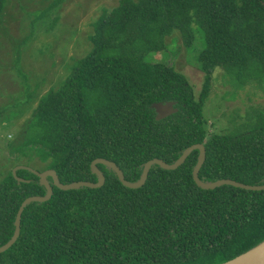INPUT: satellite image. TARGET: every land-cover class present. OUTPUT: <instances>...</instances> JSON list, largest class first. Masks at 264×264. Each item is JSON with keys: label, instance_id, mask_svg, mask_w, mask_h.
I'll use <instances>...</instances> for the list:
<instances>
[{"label": "trees", "instance_id": "1", "mask_svg": "<svg viewBox=\"0 0 264 264\" xmlns=\"http://www.w3.org/2000/svg\"><path fill=\"white\" fill-rule=\"evenodd\" d=\"M8 4L0 0V18ZM93 30L90 54L41 96L19 144L9 145L20 154L13 161L27 159L14 167L54 170L64 185L97 183L91 166L104 159L135 183L149 161L170 165L203 144L201 182L264 185V115L245 132L210 136L204 107L218 69L235 93L264 86V0H119ZM175 33L186 49L202 44L197 96L166 60ZM168 101L176 112L158 119L153 105ZM198 156L172 171L154 165L138 189L103 164L98 189L63 191L48 177L51 200L26 208L0 264H228L263 245L264 191L200 189ZM38 174L18 170L20 182L9 171L0 181V248L15 235L22 203L46 196Z\"/></svg>", "mask_w": 264, "mask_h": 264}, {"label": "rangeland", "instance_id": "2", "mask_svg": "<svg viewBox=\"0 0 264 264\" xmlns=\"http://www.w3.org/2000/svg\"><path fill=\"white\" fill-rule=\"evenodd\" d=\"M117 4L119 0H9L0 18V181L18 161H27H13L20 154L9 145L19 144L34 106L90 54L93 24ZM173 44L166 60L185 76L197 96L202 72L196 58L202 44L196 41L186 49L178 33L168 39V45ZM205 104L210 136L245 132L264 115V86H247L235 93L218 69Z\"/></svg>", "mask_w": 264, "mask_h": 264}, {"label": "water", "instance_id": "3", "mask_svg": "<svg viewBox=\"0 0 264 264\" xmlns=\"http://www.w3.org/2000/svg\"><path fill=\"white\" fill-rule=\"evenodd\" d=\"M153 106L155 107V109L157 111V118L158 119L164 118V117L176 112V110H177L176 108L173 107L174 102H171V101H168L166 103L158 102V103H155ZM195 150L199 151V156H198L197 163L193 169L192 177H193V181L195 182L196 186L199 187L200 189H202V190H214L216 188L228 185V186H234L236 188H241V189L250 190V191H264V185H262V186H249V185H245L242 183H238L234 180H221V181H218L215 183H203V182H201L198 178V174H199L200 168L202 167V165L205 161V147L203 144L194 145V146L189 147L188 149H186L182 153V155L178 158L177 161H175L173 164H170V165L167 164L166 162L160 160V159H154V160L149 161L144 166V170H143V174H142L141 179L135 183H131L125 179V175L119 166H117L116 164H114L112 162L104 160V159H97L96 161H94L92 163V166H91L92 172L98 176L99 180L97 183L75 182L73 184L64 185L61 183L57 172L54 170H47L43 173L38 174V172L36 170H34L30 167L21 165V166H17L13 170V175L15 176V178L20 182L25 181L24 179L17 177V171L21 170V169H28L32 172H35L36 174L39 175L40 183L42 185H44L45 188L47 189V194H46V196L31 197V198L27 199L24 203H22V205L19 209V212L17 214V219H16V223H15V228H16L15 235L10 242H8L4 247L0 248V254L9 250L19 240L20 233H21L22 215H24L26 208L34 202L45 203V202H48L49 200H51L54 191H53V186L48 182V177H51L53 179V183H54L55 187H57L63 191L76 190V189H79L82 187L98 189V188H101L105 182V179H104L102 172L97 167L99 164H103L104 166H107L109 169H111L115 173L117 178H119V180L121 181V183L125 187L130 188V189H138V188H141L142 186L145 185L146 181L148 180L151 168L154 165H158V166H160L163 169L168 170V171L175 170L179 166H181L185 162L186 158ZM262 247H264V244L261 245L260 247H258L257 249L253 250L252 252H249V253L231 261L228 264H264V254L260 255L258 257H253V255L257 251H259V249H261Z\"/></svg>", "mask_w": 264, "mask_h": 264}, {"label": "bare ground", "instance_id": "4", "mask_svg": "<svg viewBox=\"0 0 264 264\" xmlns=\"http://www.w3.org/2000/svg\"><path fill=\"white\" fill-rule=\"evenodd\" d=\"M264 254V247H262L261 249H259V251H257L253 257H258L260 255H263Z\"/></svg>", "mask_w": 264, "mask_h": 264}]
</instances>
